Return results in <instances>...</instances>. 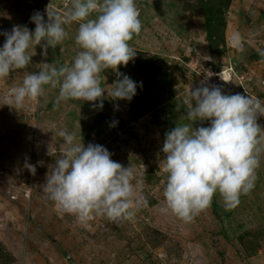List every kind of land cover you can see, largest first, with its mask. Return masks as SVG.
I'll return each instance as SVG.
<instances>
[{
  "label": "rangeland",
  "instance_id": "obj_1",
  "mask_svg": "<svg viewBox=\"0 0 264 264\" xmlns=\"http://www.w3.org/2000/svg\"><path fill=\"white\" fill-rule=\"evenodd\" d=\"M135 2L142 29L129 44L136 56L119 71L142 83L136 102L145 98L153 105L144 116L132 111L134 98L114 101L107 92L102 110L93 108L98 101L58 100L59 85H45L44 95L35 100L13 102L10 90L38 71L40 63L72 65L82 50L75 43V22L65 26L68 37L49 47L46 58L41 46L33 45L28 50L32 63L0 78V247L12 264H264V140L254 189L242 194L234 208H227L217 193L191 221L162 211L167 173L161 151L166 132L191 124L184 101L201 82L264 101V61L252 59L264 51V0H230L222 8L225 28L216 54L206 39L207 14L196 0ZM48 6L63 16L72 0H0V33L11 32L14 25L34 32L30 18L40 12L47 22ZM236 32L242 37L239 48L232 39ZM5 39L0 35V47ZM208 71L214 73L210 79ZM116 80L113 69L101 73V86L109 92ZM257 123L264 129V115ZM207 126L209 121L193 122V128ZM61 130L85 147L104 146L113 160L131 166L133 184L139 182L138 195L147 205L134 202L130 219L94 215L86 224L61 214L43 191L67 148ZM26 162L36 166L35 175Z\"/></svg>",
  "mask_w": 264,
  "mask_h": 264
},
{
  "label": "clouds",
  "instance_id": "obj_2",
  "mask_svg": "<svg viewBox=\"0 0 264 264\" xmlns=\"http://www.w3.org/2000/svg\"><path fill=\"white\" fill-rule=\"evenodd\" d=\"M48 20L40 12L31 18L34 32L26 25H14L11 32L0 33L5 43L0 47V78L32 63L29 48L41 46L47 57L49 47L61 44L69 35L66 25L78 23L75 43L82 49L71 66L40 63L39 70L27 74L21 86L10 90L17 105L26 98L44 95L45 85H59L58 100L97 102L93 108L103 109L104 93L114 101H131L142 83L119 71L136 56L129 42L142 29L135 0H72L66 15L46 8ZM93 13L96 15L93 17ZM233 44L241 47V34H233ZM44 41L45 43H41ZM264 57V51L259 52ZM113 69L117 80L111 91L101 86V73ZM214 73L208 71L210 79ZM225 76V75H224ZM222 79V78H221ZM227 81L226 79H222ZM186 119L191 124L176 125L166 132L161 151L165 154L164 188L166 207L185 221L207 208L219 193L227 208L240 203V196L255 187L256 170L260 166L261 132L258 116L264 115V101L250 95L225 94L217 85L192 88L184 101ZM194 121H209L210 126L193 128ZM113 122L111 126H115ZM67 145L47 177L43 191L61 214H72L82 223L94 215L111 220L130 219L133 203L139 207L147 200L138 195L139 182L133 184L134 170L113 160L104 146L89 143L85 147L75 136L59 131ZM31 174L37 168L25 163Z\"/></svg>",
  "mask_w": 264,
  "mask_h": 264
},
{
  "label": "trees",
  "instance_id": "obj_3",
  "mask_svg": "<svg viewBox=\"0 0 264 264\" xmlns=\"http://www.w3.org/2000/svg\"><path fill=\"white\" fill-rule=\"evenodd\" d=\"M229 2L230 0H196V4H199V6L202 7L207 14V16L205 17L204 25L206 29V39L208 47L212 54L217 53L218 45L220 41L222 42L223 40L222 34L223 29L225 28V24L222 18V8L227 6ZM252 59L264 61V57H261L259 52L255 54ZM166 86L167 91H170V83L167 82ZM137 94L135 95L134 100L131 102L130 107L137 117H142L146 114V112L149 111V109L153 105L150 103L149 100H146L145 98H140L139 100L141 101L137 103ZM143 96V94L140 95V97ZM10 263L11 260L6 262V264Z\"/></svg>",
  "mask_w": 264,
  "mask_h": 264
},
{
  "label": "crops",
  "instance_id": "obj_4",
  "mask_svg": "<svg viewBox=\"0 0 264 264\" xmlns=\"http://www.w3.org/2000/svg\"><path fill=\"white\" fill-rule=\"evenodd\" d=\"M9 260H11V263H12V258H9L7 254L5 253V251L2 250V247H0V263L6 264V262H8Z\"/></svg>",
  "mask_w": 264,
  "mask_h": 264
},
{
  "label": "built area",
  "instance_id": "obj_5",
  "mask_svg": "<svg viewBox=\"0 0 264 264\" xmlns=\"http://www.w3.org/2000/svg\"><path fill=\"white\" fill-rule=\"evenodd\" d=\"M222 75V78H225L224 74H221Z\"/></svg>",
  "mask_w": 264,
  "mask_h": 264
}]
</instances>
